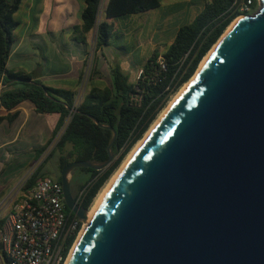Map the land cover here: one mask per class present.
Listing matches in <instances>:
<instances>
[{
	"label": "water",
	"instance_id": "water-1",
	"mask_svg": "<svg viewBox=\"0 0 264 264\" xmlns=\"http://www.w3.org/2000/svg\"><path fill=\"white\" fill-rule=\"evenodd\" d=\"M86 115L112 137L103 162L60 170L65 207L81 222L87 209L70 194L72 170L108 166L115 140L112 126ZM66 264H264V0L152 127Z\"/></svg>",
	"mask_w": 264,
	"mask_h": 264
},
{
	"label": "trees",
	"instance_id": "trees-1",
	"mask_svg": "<svg viewBox=\"0 0 264 264\" xmlns=\"http://www.w3.org/2000/svg\"><path fill=\"white\" fill-rule=\"evenodd\" d=\"M100 1L84 0L85 5L80 13L81 23L72 28L73 39L83 44L87 43V34L95 29L93 54L106 45L113 35V19L159 5V0H107L102 10L103 19L97 21ZM243 1L206 0L193 20L178 28L173 41L162 53L155 51L146 59L139 76L132 82L118 63L110 66L109 82L93 81V77L100 79L102 74L92 61L86 78L89 87L80 100L75 101L76 93L73 91L46 86L34 79L32 74L6 68L13 42V30L19 25L14 13L19 8L20 0H0V82L3 84L0 107L9 110L22 100L28 99L37 112L59 115L51 139L36 150L35 161L53 141L49 152L25 178L20 190L24 192L38 179L49 177L42 171L43 163L49 157L56 158L58 174L65 164L73 160L103 162L107 159V146L112 131L98 126L86 115L89 114L99 123L112 126L115 140L111 146L114 157L108 166L99 170L78 168L86 174L77 187V190L84 188L78 205L88 209L123 157L148 129L171 95L193 75L203 56L227 26L237 16L256 9L257 0H251L247 9H241ZM158 55L164 58V71L159 70L156 62ZM135 94L140 96L138 103L132 101ZM68 107L75 108L78 112L72 113ZM14 117L15 114H11L6 119L11 121ZM2 119L0 116V122ZM55 180L60 182V175ZM72 240L73 237L69 238L68 245Z\"/></svg>",
	"mask_w": 264,
	"mask_h": 264
},
{
	"label": "crops",
	"instance_id": "crops-1",
	"mask_svg": "<svg viewBox=\"0 0 264 264\" xmlns=\"http://www.w3.org/2000/svg\"><path fill=\"white\" fill-rule=\"evenodd\" d=\"M205 1L189 2L181 7L180 2L165 5L163 0H159L155 8L117 17L112 20L115 31L108 43L93 54L95 29L87 34L86 44L76 42L72 34L73 26L81 23L80 13L85 5L84 0H32L36 3V9L40 10L38 13L50 10V17L43 20L40 14L33 13V6L30 5L25 20L16 18L19 25L13 30L6 68L32 74L34 79L46 86L77 94L90 57L89 64L93 61L102 74L100 79L93 77V81L102 80L107 83L105 76L109 79L110 66L118 63L132 82L146 59L155 51L162 53L173 41L178 28L190 23L201 11ZM106 2H102L97 21L103 19L102 10ZM21 4L22 0L19 8ZM166 6L167 10L171 6L176 10L162 13L154 21L147 16H140ZM116 38L121 39V43L116 42ZM2 89L3 84L0 82V91ZM11 114H15V117L9 121L6 116ZM0 116L3 117L0 122L1 226L22 194L19 183L22 184L28 177V170L35 162L36 150L51 139L59 115L52 112L39 113L34 104L25 99L9 110L0 107ZM23 172L25 174L20 178ZM2 263H5V258L0 244Z\"/></svg>",
	"mask_w": 264,
	"mask_h": 264
},
{
	"label": "built area",
	"instance_id": "built-area-1",
	"mask_svg": "<svg viewBox=\"0 0 264 264\" xmlns=\"http://www.w3.org/2000/svg\"><path fill=\"white\" fill-rule=\"evenodd\" d=\"M249 4L251 0H244L241 9H247ZM156 62L160 71L166 69L162 55L157 56ZM132 101L138 103L139 94ZM83 191L84 188L76 191L77 203ZM83 224L65 207L61 183L50 177L38 179L22 192L0 226L4 264H65Z\"/></svg>",
	"mask_w": 264,
	"mask_h": 264
},
{
	"label": "rangeland",
	"instance_id": "rangeland-1",
	"mask_svg": "<svg viewBox=\"0 0 264 264\" xmlns=\"http://www.w3.org/2000/svg\"><path fill=\"white\" fill-rule=\"evenodd\" d=\"M8 1H11V0H8ZM197 2V1H199V0H163V2H164V4L165 5H167V4H169V3H178V2H180L181 3V7L183 6V5H185V4H187V3H189V2H192V3H194V2ZM30 5L31 6H33V13L35 12V13H38L40 10H37L36 9V3L34 2H32V0H22V4L20 5V8L18 9V11L16 12V14H15V18H17V19H19V20H25L26 18H27V16H28V12H29V8H30ZM168 8H167V6H166V8H161V9H155V10H153L152 12H150L149 14H147V15H143V14H141L140 16H147V17H149V19L152 21H154V20H156L158 17H159V15H161L162 13H166V12H168V11H175L176 10V8L175 7H173V6H171V8H169V10H167ZM44 11H46V10H43V12L41 11L40 13H38V14H40V16L43 18V20H47L48 19V17H50V10H47V12L45 13ZM251 13V12H250ZM240 16V15H239ZM238 17V16H237ZM118 35V34H117ZM116 42L118 41L119 43H121V39H119V38H116V39H114ZM217 42V41H216ZM213 46V45H212ZM211 49V48H210ZM205 56V55H204ZM203 56V57H204ZM90 57H88V62H87V64H86V67H85V74H84V77H83V81H82V85H81V87H80V89L78 90V93L76 94V100L78 101V100H80V98H81V96H82V94H84V92L87 90V88L89 87V84L87 83V81H86V78H87V73H88V69H89V62H90ZM203 59V58H202ZM201 59V60H202ZM201 62V61H200ZM200 62H199V64H200ZM199 64H198V66H199ZM198 66H197V68H198ZM197 68H196V70H197ZM195 70V71H196ZM195 71H194V73H195ZM193 73V74H194ZM193 76V75H192ZM191 76V77H192ZM190 77V78H191ZM136 78V77H135ZM105 80H106V82H109V79H108V77L107 76H105ZM187 82V81H186ZM181 88V86L178 88V90ZM177 90V91H178ZM177 91L174 93V94H172L171 95V97L169 98V100L177 93ZM169 100L167 101V103L165 104V106L161 109V111L157 114V116H156V118L158 117V115L162 112V110L167 106V104H168V102H169ZM155 118V119H156ZM154 119V120H155ZM153 120V121H154ZM153 123V122H152ZM151 123V124H152ZM150 124V125H151ZM150 127V126H149ZM149 127H148V129H149ZM147 129V130H148ZM146 130V131H147ZM145 131V132H146ZM145 132H144V134H145ZM143 134V135H144ZM143 135L141 136V138L143 137ZM140 138V139H141ZM135 145V144H134ZM133 145V146H134ZM133 146L131 147V149L133 148ZM50 148H51V146H49L45 151H44V153L40 156V158L37 160V161H35L34 163H33V165L31 166V168L28 170V176L30 175V173L35 169V167L38 165V163L47 155V153L49 152V150H50ZM131 149L127 152V154L123 157V159L121 160V162L119 163V165L115 168V170L112 172V174L119 168V166L121 165V163L123 162V160L126 158V156L128 155V153L131 151ZM56 166H57V161H56V158L54 157V156H52V157H49L44 163H43V167H42V171L46 174V175H48L49 177H51V178H53V179H56L57 177H58V175H60V173L58 174L57 173V169H56ZM25 174V172H23L22 174H21V176H20V178L21 177H23V175ZM112 174L108 177V179L105 181V183L102 185V187L99 189V191L97 192V193H99L100 191H101V189L105 186V184L108 182V180L110 179V177L112 176ZM85 177H86V174L85 173H83V172H81L78 168H75L74 169V178H73V182L77 185V187L79 186V184L85 179ZM19 178V179H20ZM21 182L19 183V187H21ZM21 193H22V191H21ZM95 198V197H94ZM93 202V201H92ZM92 204V203H91ZM90 207H91V205H90ZM89 207V208H90Z\"/></svg>",
	"mask_w": 264,
	"mask_h": 264
},
{
	"label": "bare ground",
	"instance_id": "bare-ground-1",
	"mask_svg": "<svg viewBox=\"0 0 264 264\" xmlns=\"http://www.w3.org/2000/svg\"><path fill=\"white\" fill-rule=\"evenodd\" d=\"M240 16L236 17L225 29V31L222 33V35L218 38L217 42L223 38L228 32L229 30L234 26V24L239 20ZM211 47V49H209V51L205 54V56L203 57V59L201 60L197 70L195 71V73L193 74V76L191 78H189V80L187 82H185L181 88L177 91V93L169 100L167 106L162 110V112L158 115V117L153 121V123L150 125L149 129L145 132V134L143 135V137L141 139H139L135 145L133 146V148L131 149V151L128 153V155L126 156V158L123 160V162L121 163V165L119 166V168L112 174V176L110 177V179L108 180V182L105 184V186L101 189V191L99 193L96 194L95 198L93 199V202L91 204V207L87 210L86 212V221L83 224L82 229L80 230L70 252L69 255L67 257V260L65 262V264L67 263L70 255L72 254L78 240L80 239V237L82 236L84 230L87 227L88 222L91 219V215L93 213V211L95 210V208L97 207V205L99 204V202L101 201V199L103 198V196L105 195V193L107 192V190L109 189V187L111 186V184L113 183V181L115 180L116 176L118 175V173L120 172V170L124 167V165L128 162V160L132 157V155L135 153V151L138 149V147L141 145V143L144 141V139L147 137V135L149 134L150 130L152 129V127L155 125V123L170 109V107L175 103V101L179 98V96L182 94V92L184 91V89L186 88V86L194 80L196 73L199 69V67L202 65V63L205 61V59L208 57V55L211 53V51L213 50L214 46L216 45V43Z\"/></svg>",
	"mask_w": 264,
	"mask_h": 264
},
{
	"label": "flooded vegetation",
	"instance_id": "flooded-vegetation-1",
	"mask_svg": "<svg viewBox=\"0 0 264 264\" xmlns=\"http://www.w3.org/2000/svg\"><path fill=\"white\" fill-rule=\"evenodd\" d=\"M73 178H74V169L72 170V175H71L70 182H69V191H70V194H71L72 198L75 200V194H76V191H77V185L73 182ZM75 202H76V200H75Z\"/></svg>",
	"mask_w": 264,
	"mask_h": 264
}]
</instances>
